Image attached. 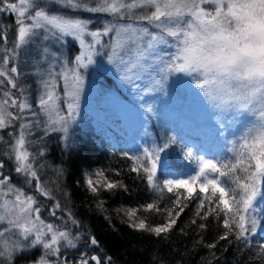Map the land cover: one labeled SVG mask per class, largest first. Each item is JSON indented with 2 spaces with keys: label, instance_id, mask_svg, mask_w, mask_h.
Instances as JSON below:
<instances>
[{
  "label": "snow or ice",
  "instance_id": "1",
  "mask_svg": "<svg viewBox=\"0 0 264 264\" xmlns=\"http://www.w3.org/2000/svg\"><path fill=\"white\" fill-rule=\"evenodd\" d=\"M81 11L107 14L111 20L92 29L91 20L74 15ZM6 12L15 14L17 32L12 47H8L7 31L0 32L4 44L0 55V133L12 129L8 133L10 151L5 155L12 161L15 173L24 177V184L35 181V193L54 199L51 189L41 181L35 166L36 154L30 151L28 137L40 120L33 124L24 114L43 115L45 133H62L66 147H74L75 143L68 141L84 90L82 70L96 64L97 57H106L125 83L144 94L162 90L171 74H183L191 77L211 107L221 113L247 114L250 123L239 140L231 142L230 157L205 158L191 149L184 152L186 160L194 161L195 169L180 178L161 181L158 176L167 167L161 154L177 143L173 136L162 145L144 147L140 154L125 153L132 161L130 171L146 179L153 192L177 193L173 207L163 209L167 213L164 224L149 227L144 219L132 222L136 210L130 209L129 227L167 239L187 207L179 195L182 189L186 193L184 200H198L195 216L199 219L207 221L215 214L219 220L223 216L226 231L212 243H204L203 237L197 243L215 249L219 241L232 243L231 236L242 247L250 244L261 223L257 214H264V0H0V14ZM38 39L55 41L61 47L70 39L78 45V51L61 59L47 46L42 49L43 59L38 64L46 61L47 67L37 66L33 73L39 78L37 112L26 94L28 88L20 83L19 59L21 51ZM162 47L173 51L166 54ZM4 143L0 135V144ZM38 155L44 156L45 152L41 150ZM5 167L0 160V264H15L18 256L37 248L42 249V255L34 264H112L111 256L105 260L89 252L70 262L61 249H76L82 234L74 236L46 222L38 196L27 194L14 183L3 173ZM57 174L62 171L57 169ZM96 175L105 179L106 191L123 187L120 182L107 180L103 171ZM86 183L93 194L98 193L99 182L94 185L88 178ZM144 208L161 211L155 203ZM58 211L63 209L57 201L50 215L57 217ZM67 215L72 225L80 226L70 211ZM191 224H196L195 218ZM198 227L205 230L207 224ZM88 244L99 248L94 236ZM258 251L264 255V243Z\"/></svg>",
  "mask_w": 264,
  "mask_h": 264
},
{
  "label": "trees",
  "instance_id": "2",
  "mask_svg": "<svg viewBox=\"0 0 264 264\" xmlns=\"http://www.w3.org/2000/svg\"><path fill=\"white\" fill-rule=\"evenodd\" d=\"M102 75L103 79H109L107 74ZM143 114L134 124L139 131H142V126L146 127V132L142 134L150 141L143 146L142 139L138 141L134 136V127L129 130L119 127L118 119L99 128L92 127L89 122L71 127L68 143L74 142V147H66L65 141L60 139L57 133H49L41 138L38 148L43 150L45 155L37 158L36 168L41 181L51 189L54 197L53 202L47 199L44 204L52 208L58 201L63 209L57 212L59 219L52 217L49 220L60 224L74 236L82 234L78 247L67 250L70 251L65 255L67 259L74 262L79 259L81 253L89 252L105 260L111 256L112 264H207L208 260H211V264H264V255H260L258 251V246L264 243V233L260 231L252 237L250 244L244 247L231 236L229 239L232 243L219 241L215 249H208L197 243L201 237L204 243H212L226 231L222 227L223 216L219 220L215 218V214L210 215L207 221L199 219L195 216L198 200H184L186 193L182 189L179 190V195L182 204L187 207L176 226L167 234V239L163 235L157 238L149 232L136 231L129 227L127 212L130 209L136 210L132 222L144 219L149 227L164 224L167 213L163 209L173 207L172 201L176 199L177 193H168L166 190L162 194L153 192L146 179L130 171L132 161L125 153L128 156L137 155L144 147L162 145L167 137H175L177 143L170 145L166 152L161 154L163 160L167 161V167L158 173L161 181L194 172V161L184 158V152L190 148L188 138L196 139L198 144L209 148L221 159L231 156L228 134L221 132L219 123L206 122L195 116L178 95L172 102L167 99L158 101L151 111L146 110ZM4 140L6 141V138ZM2 145L6 152L9 141L0 144V147ZM4 162V174L24 188L23 182L11 172L12 166L6 155ZM41 165L44 167L41 168ZM57 169H60L62 174L58 175ZM98 171H103L107 180L120 182L123 187L104 190L105 179L96 175ZM117 172L120 174L116 175ZM86 175L91 176L94 185L99 182L97 194L89 190L85 181ZM25 190L35 192L34 188ZM101 202L102 207L99 206ZM148 203H155L161 211L156 208L146 211L144 206ZM68 211L80 222L79 227L71 224ZM193 218L196 219V224H191ZM201 223L207 224L205 230L198 227ZM180 229L184 232L181 233ZM93 236L98 240L99 248L88 244ZM212 253H215L214 257ZM41 255L42 252L38 248L29 250L28 253L18 256L15 264L28 263Z\"/></svg>",
  "mask_w": 264,
  "mask_h": 264
},
{
  "label": "rangeland",
  "instance_id": "3",
  "mask_svg": "<svg viewBox=\"0 0 264 264\" xmlns=\"http://www.w3.org/2000/svg\"><path fill=\"white\" fill-rule=\"evenodd\" d=\"M53 10H56L55 7ZM74 15H78L82 18L89 19L92 21L91 28L97 29L102 24L111 20V17L107 14H92L87 12H77ZM7 31L8 34V47H12V42L16 36L17 26L15 23V14L11 13H3L0 14V32ZM154 31V30H153ZM107 39V38H105ZM171 42V41H170ZM47 46L50 49V52H56L57 56L61 59L69 58L72 54L77 53L78 45L74 43L72 40H68L62 47L60 44L55 41H42L37 40V42L30 46L26 50L21 51L20 59H19V68L21 70V79L20 83L25 85L28 88V92L26 93L29 96V100L33 103V110L38 112V109L35 108V94L38 89V81L39 78L33 73L36 72L37 66L41 69L47 67V62L38 64V60L43 59L41 53L42 49ZM3 37L0 36V55L3 53ZM166 54L173 51V49H161ZM84 72V90L80 98L79 102V112L76 116L75 122L71 127L77 126L80 123L84 124L89 122L92 127L99 128L101 125L109 124L111 121L117 120V124L119 127H123L126 130H129L132 126L134 127V136L137 137L139 141L142 139V145L149 143L150 139L143 135L142 132H146V127L142 126V131L137 130L134 125L135 122L143 116L144 111H149L152 109L158 101H162V99H167L171 101L174 99L176 95L182 98L183 101L187 103L192 113L203 121H209L213 124H218L221 126V132L225 135L228 134V142L238 141L240 136L246 129V126L250 123V117L247 114L236 113V112H224L211 107L201 91L196 88L195 82L191 79V77H186L183 74H171L167 81L165 82L162 90L150 91L147 94H144L142 90H138L135 87L125 83L121 79V73H119L116 68L112 65H109L106 57H97V63L91 65L87 70H82ZM102 74H107L109 79L102 78ZM102 75V76H101ZM157 79L159 77H156ZM16 96H19V92L16 90H12ZM62 94V87L60 88ZM61 107L63 108V101H61ZM13 111H16L13 109ZM33 124H35L36 119L40 120V125L38 127H33L32 135L28 137L31 141L30 151L36 154V161L39 158V151L41 149L38 148L41 138L49 133H57L58 137L64 140L63 134L59 132H48L45 133V117L43 115H38L37 117H32L31 113H25ZM17 128L19 126V122H16L15 125ZM12 129H7L4 133H0L6 141H9V146L11 144V137L8 135ZM65 141V140H64ZM187 143L190 145V148L196 155H202L205 158H220L214 154L209 148L202 147L196 139L188 138ZM232 147V143H231ZM4 146L0 147L1 157L0 160H5V153L10 151V147H6L4 152ZM4 157V159H3ZM35 161V166L38 162ZM9 163L12 166L11 172L17 175L14 171V165L12 161L9 159ZM4 173V169H3ZM18 176V175H17ZM18 178L23 182L24 177L18 176ZM91 178V176L86 175L85 181ZM180 178V177H177ZM24 184V183H23ZM35 181L32 184H24L25 188H34ZM35 191V188H34ZM27 194H35V192L31 193L28 190H25ZM41 200V215L42 218L45 219L46 222H50L49 206L47 207L44 203L47 202L46 198L39 197ZM11 198V197H9ZM43 200V201H42ZM45 200V201H44ZM51 200H49L50 202ZM54 199L52 200V202ZM260 216V226L257 229L260 233H264V214L258 213ZM60 227L62 230H65L63 226L60 224L53 223ZM41 250V248H38ZM71 250L70 248H62L61 251L64 256L69 254L67 250ZM41 257V256H40ZM39 257V258H40ZM38 258V259H39ZM35 259L33 261H28L25 264H34ZM54 259V258H50ZM70 261V260H69ZM71 262V261H70Z\"/></svg>",
  "mask_w": 264,
  "mask_h": 264
}]
</instances>
